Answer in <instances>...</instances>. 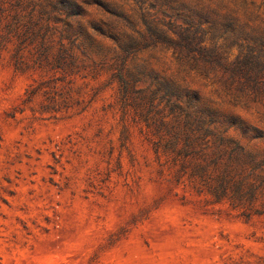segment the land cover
Listing matches in <instances>:
<instances>
[{"label":"rangeland","instance_id":"rangeland-1","mask_svg":"<svg viewBox=\"0 0 264 264\" xmlns=\"http://www.w3.org/2000/svg\"><path fill=\"white\" fill-rule=\"evenodd\" d=\"M71 1L0 0V264H264L263 100L158 45L124 101L106 9L143 31L134 3ZM194 1L264 28V0Z\"/></svg>","mask_w":264,"mask_h":264},{"label":"trees","instance_id":"trees-1","mask_svg":"<svg viewBox=\"0 0 264 264\" xmlns=\"http://www.w3.org/2000/svg\"><path fill=\"white\" fill-rule=\"evenodd\" d=\"M93 1L101 5L100 0ZM131 1L139 14L143 31L136 30L122 12L106 9L110 24L117 28L121 27L119 24L125 23L136 34L130 35L123 30L125 40L117 41V47L123 56L119 65L116 64V76L120 81V93L124 101L133 92L132 84L143 75L142 71L138 70L136 75L130 74L128 79L123 76L126 60L138 51L160 45L171 49L177 62L189 65L203 74L220 76L225 84L241 95L264 102V28L240 20L233 12L222 13L207 0ZM59 2L67 18L78 16L79 7L71 0ZM219 39L223 42L219 43ZM233 46H236L237 52L234 58L230 59V51L227 48ZM158 91L159 88L151 92L149 106H153V98ZM171 99V94H165L159 101L165 100L166 104L181 109L177 102ZM237 150L244 151L242 147H237ZM231 178L236 181L235 176ZM234 191L237 196L241 195L240 188H235ZM250 191L251 186L246 192Z\"/></svg>","mask_w":264,"mask_h":264}]
</instances>
